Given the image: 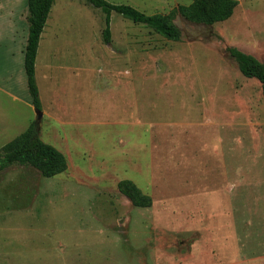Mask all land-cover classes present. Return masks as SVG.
I'll return each mask as SVG.
<instances>
[{
	"label": "rangeland",
	"instance_id": "1",
	"mask_svg": "<svg viewBox=\"0 0 264 264\" xmlns=\"http://www.w3.org/2000/svg\"><path fill=\"white\" fill-rule=\"evenodd\" d=\"M13 1L0 37H13L23 78L27 0ZM104 1L171 15L180 39L112 13L106 46L100 11L56 1L63 12L48 25L60 36L43 41L35 67L37 129L67 170L0 173V264H264V95L227 53L264 64V0H236L212 26L175 12L191 0ZM23 113L35 122L33 109ZM7 126L0 148L22 133ZM123 180L151 207H132L117 191Z\"/></svg>",
	"mask_w": 264,
	"mask_h": 264
},
{
	"label": "trees",
	"instance_id": "2",
	"mask_svg": "<svg viewBox=\"0 0 264 264\" xmlns=\"http://www.w3.org/2000/svg\"><path fill=\"white\" fill-rule=\"evenodd\" d=\"M54 1L27 0L28 39L24 54V70L34 111L41 110L35 82V59L40 36ZM81 1L92 9L100 11L104 16L101 37L102 43L106 46L111 45L109 23L112 13L133 24L152 30L167 41L178 42L180 39V31L171 23V15L147 16L127 5H113L104 0ZM191 1L189 6H180L175 12L192 24L205 26L226 22L238 7L236 0ZM227 53L236 63L239 73L244 78L256 80L261 85L264 95V64L235 48L227 49ZM12 168L31 169L42 178L51 179L66 172L67 162L63 154L40 141L37 125L32 122L24 133L0 148V173ZM117 191L128 200L132 207L137 209L151 207V198L143 194L129 180L120 181L117 184Z\"/></svg>",
	"mask_w": 264,
	"mask_h": 264
},
{
	"label": "crops",
	"instance_id": "3",
	"mask_svg": "<svg viewBox=\"0 0 264 264\" xmlns=\"http://www.w3.org/2000/svg\"><path fill=\"white\" fill-rule=\"evenodd\" d=\"M56 1H61V0L54 1L50 9L48 18H50L54 9H57V12H60V13L63 12V10L61 9L59 5L55 6ZM9 13H10L9 5H7L6 0H0V36L4 32V30L9 31V25L12 26V22L10 20L11 14L9 15ZM25 13H26L25 17H23L24 14L21 16L23 18V21L27 22V17H28L27 7H26ZM58 17H61V16H58ZM48 18H47L45 27L43 28V31L40 36V40H39V44L37 48V55L35 59V67L38 62L39 64L43 63V53L44 52H42L41 54V50L43 49V46H44L43 41L45 45L48 43L52 44L53 43L51 42L52 39H56L58 38V36H60V35H57L58 33H55L57 26H54V24L52 23L48 25ZM47 25H48V28H46ZM24 38H25V44L22 47L21 52H20L21 57H19V61L22 60L24 77L15 78L14 72L12 70V66L15 62V57H14V44L15 43H14L13 37L10 43H9V33L6 39L4 40H2L0 37V136H3V134L5 133V128L8 127L7 124L9 125L10 133L13 131H20V130L22 133H24L33 120L28 115H26L25 117L23 116L24 114L23 110L29 111L33 109L31 105V97L28 91L27 78H26L25 70H24V54H25V48H26L27 39H28V22H27V33H26V37L24 36ZM24 38H23V43H24ZM52 49H53L52 54H54L57 51V46L54 48L52 47ZM35 73H36V68H35ZM38 97H39V94H38ZM6 106L11 107L13 109V113L10 114V112L9 113L6 112L5 111ZM40 112L42 114L41 110ZM12 116L16 117L17 119L14 120ZM1 146L3 147L4 143H2Z\"/></svg>",
	"mask_w": 264,
	"mask_h": 264
},
{
	"label": "water",
	"instance_id": "4",
	"mask_svg": "<svg viewBox=\"0 0 264 264\" xmlns=\"http://www.w3.org/2000/svg\"><path fill=\"white\" fill-rule=\"evenodd\" d=\"M35 114H36L35 124L38 125L40 123L42 114L40 111H35ZM37 131H38V129H37Z\"/></svg>",
	"mask_w": 264,
	"mask_h": 264
}]
</instances>
